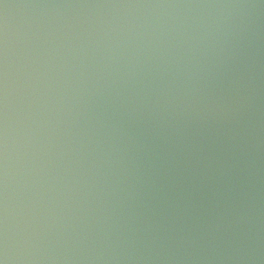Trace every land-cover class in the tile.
Instances as JSON below:
<instances>
[{
    "label": "water",
    "instance_id": "obj_1",
    "mask_svg": "<svg viewBox=\"0 0 264 264\" xmlns=\"http://www.w3.org/2000/svg\"><path fill=\"white\" fill-rule=\"evenodd\" d=\"M0 264H264V0H0Z\"/></svg>",
    "mask_w": 264,
    "mask_h": 264
}]
</instances>
